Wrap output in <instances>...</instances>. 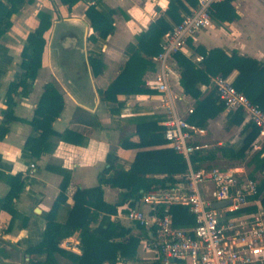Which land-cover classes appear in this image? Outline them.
Returning a JSON list of instances; mask_svg holds the SVG:
<instances>
[{
    "label": "crops",
    "instance_id": "crops-1",
    "mask_svg": "<svg viewBox=\"0 0 264 264\" xmlns=\"http://www.w3.org/2000/svg\"><path fill=\"white\" fill-rule=\"evenodd\" d=\"M95 1L78 0L67 9L59 0H33L12 15V25L0 36L1 122L7 108L9 85L18 81L23 71L21 52L27 35L38 25L39 11L51 14V25L43 35L45 45L41 66L35 77L28 78L24 85H20L11 93L12 113L7 123V133L0 139V201L12 186L21 185L9 207L0 206V264H37L41 257L29 254V250L42 239L46 226L45 214L51 209L60 191L64 175L68 177L66 203L72 205L73 194L77 188L97 185V174L106 166L108 152H114L118 156L117 164L127 169L139 150L169 148L165 143L144 148L121 145L122 142H139V137L135 134L139 117L150 116L160 122L163 116L168 115V107L172 106L176 114L187 119V110L194 106L195 100L182 91L177 65L172 56L168 63V97L149 85L158 71L154 59V68L147 70L143 75L145 86L152 92L118 95L119 103L114 107L118 108L119 112L109 111L108 105L101 100L99 90L107 88L126 62V46L135 43L136 36L151 22L161 15L165 16L168 0H101V7L115 9L114 30L105 40L97 38L93 41L89 39L93 30L85 11ZM184 2L189 11L194 7ZM232 4L237 17L228 21L213 16L206 29L200 30L190 38L183 53L193 55L195 46L201 45L207 49L219 47L227 53L236 50L241 55L264 62V0H233ZM180 12L181 15L186 13L182 9ZM175 24L171 22L172 27ZM98 52L102 54L104 68L101 73L95 74L88 56ZM236 74V71H232L230 76L234 79ZM48 82H52L63 97V109L52 123L56 132L61 133L73 127L90 130L91 125L84 122V119H88L85 118L87 116H96L101 127L93 128L85 143L80 145L54 136L51 138L54 144L51 151L34 155L26 148L25 143L32 134L30 121L43 92V86ZM200 89L204 95L213 88L209 83L201 85ZM183 102L187 105L184 106ZM78 109L81 110L77 111ZM232 112L224 109L207 120L206 127H202L205 133L196 137L207 145L203 150L226 143L237 145L241 142L250 121L245 114L240 120L232 116ZM254 142L257 147L247 151L246 158L259 150L264 140L256 137ZM250 167L252 166L245 164L228 168H234L244 178L248 177L247 168ZM201 190L208 196V184L203 185ZM121 191L118 187L103 186L104 200L115 203ZM135 205L147 209L139 200ZM127 208V203L118 206L117 212L110 218L130 226L134 235H140L138 225L129 223L123 217ZM140 236L142 237L138 253L152 252L154 258L156 251L149 246L154 232L149 231V238ZM79 241L76 232L63 240L60 246L79 253ZM140 257L145 259L144 255ZM57 259L60 264H66L64 258L57 256Z\"/></svg>",
    "mask_w": 264,
    "mask_h": 264
},
{
    "label": "trees",
    "instance_id": "trees-1",
    "mask_svg": "<svg viewBox=\"0 0 264 264\" xmlns=\"http://www.w3.org/2000/svg\"><path fill=\"white\" fill-rule=\"evenodd\" d=\"M32 1L0 0V36L12 25V15L18 12L23 5ZM59 1L67 9H70L78 0ZM184 1L191 6H195L197 2V0H168L165 16L161 15L151 22L145 30L136 36L135 43H129L126 46L125 54L128 57L126 62L107 88L99 90L101 100L108 105L111 113L119 112V109L114 107L119 103L118 95L152 92L145 86L143 75L147 70L154 68V58L160 51L162 37L172 28L171 22L181 21L180 9L183 12L189 11ZM232 1L225 0L219 3L215 16L228 21L235 19L237 14ZM100 2L101 0H96L85 11L93 30L89 39L93 41L97 38L105 40L114 30L115 9L101 7ZM37 16L39 23L27 35L22 48L21 67L23 71L18 81L12 82L8 88L7 108L4 111V119L0 122V139L7 133V123L12 113L11 93L16 91L20 85H24L28 78L35 77L41 66L45 45L43 35L51 25V14L47 11H39ZM194 54L202 56L201 60L194 61L192 58ZM194 54L187 55L183 52L173 54L182 91L195 100L193 111L187 117L189 122L199 127H206L209 118L225 109L214 89L203 95L200 86L209 84L211 78L216 75L226 76L232 71L237 72L233 79L235 88L244 93L251 102L258 104L264 111V62L251 56L241 55L236 50L227 53L219 47L207 49L197 45L194 48ZM88 58L93 72L101 73L104 68L102 54L100 52L90 53ZM62 109V95L52 82L46 83L34 110V116L30 121L32 134L25 143L26 148L34 155L51 151L54 147L51 138L54 136L66 142L80 145L85 143L93 128L101 127L96 116H87L85 118L88 119H84V122L91 125L90 130L73 127L58 133L52 128V123L60 115ZM231 115L241 120L244 113L242 110H236ZM166 118L167 116H163L158 122L157 119L154 120L150 116L139 117L135 129L139 142H122L121 145L144 148L165 143L163 122ZM258 131V128L250 122L239 144L226 143L211 149L195 151L189 156V163L193 169L212 168L217 160L223 158L231 163L244 162L246 166H252L247 176L256 182L257 194L253 198L259 199L264 211V143L259 150L252 152L246 158L247 151L252 148V143L258 136ZM117 161L118 156L114 152H108L106 166L97 174V185L89 188H77L73 194L72 205L66 203L65 190L68 185V177L64 175L60 183V191L51 209L45 214L46 226L42 239L38 245L29 250V254L41 257L37 260V264H60L57 256L64 258L66 264H160L158 253L152 259L138 257L139 243L142 237L140 235L149 238V231L153 232L152 228L147 229L138 225L141 231L140 235H134L130 226L124 225L118 220H112L110 216L117 212L118 206L125 203L128 208L134 207L141 196L149 190L183 181L189 163L183 155L176 153L172 148L139 150L127 169L120 167ZM155 174L163 176L156 177ZM105 185L122 189L115 203H108L104 200L103 186ZM20 186L19 184L17 187H11L9 193L0 201L1 207H9ZM169 211L172 213L175 227L185 228L194 225V217L187 206L172 204L169 206ZM242 211H256V206L245 207ZM76 232L80 238L78 244L80 252L75 253L62 248L61 242Z\"/></svg>",
    "mask_w": 264,
    "mask_h": 264
},
{
    "label": "built area",
    "instance_id": "built-area-1",
    "mask_svg": "<svg viewBox=\"0 0 264 264\" xmlns=\"http://www.w3.org/2000/svg\"><path fill=\"white\" fill-rule=\"evenodd\" d=\"M223 1L197 0L189 12L183 13L181 21L164 34L154 58L158 71L149 82L151 87L169 96V60L174 53L186 50L188 40L211 24L217 5ZM201 58L193 57L194 61ZM210 85L225 109L242 110L258 128L257 137L264 140V111L235 88L230 74L212 77ZM168 108L163 122L165 145L189 163L193 152L207 147L196 139L205 130L176 114L172 106ZM187 111L190 114L193 108ZM256 147L253 142L252 148ZM205 184L210 188L208 196L201 190ZM256 194V182L241 177L234 168L193 169L189 163L183 182L145 192L139 203L147 209L135 205L123 217L131 224L153 229L149 246L159 254L160 264H264V211L259 199L253 198ZM222 200L230 203L216 209L211 207L212 202ZM172 204L187 206L194 225L175 227L169 211ZM251 205L256 206V211H242Z\"/></svg>",
    "mask_w": 264,
    "mask_h": 264
},
{
    "label": "rangeland",
    "instance_id": "rangeland-1",
    "mask_svg": "<svg viewBox=\"0 0 264 264\" xmlns=\"http://www.w3.org/2000/svg\"><path fill=\"white\" fill-rule=\"evenodd\" d=\"M183 105L184 106H186L187 104H186V102H183ZM248 154H250V153H248ZM240 166V165H245V163L244 162H242V163H239V162H234V163H231L230 161H228V160H226V159H223V158H220L219 160H217L215 163H214V165H213V167H229V166ZM251 168V167H250ZM250 168H247V170L248 171H250L251 169ZM257 174V173H256ZM257 176H258V174H257ZM142 252V251H141ZM140 252V254L138 253V257L140 258V259H142L141 257H140V255L142 256V255H144L145 256V259H152L153 258V256H154V254L152 253V252H150V253H141Z\"/></svg>",
    "mask_w": 264,
    "mask_h": 264
},
{
    "label": "water",
    "instance_id": "water-1",
    "mask_svg": "<svg viewBox=\"0 0 264 264\" xmlns=\"http://www.w3.org/2000/svg\"><path fill=\"white\" fill-rule=\"evenodd\" d=\"M229 203H230V200L214 201L211 203V207L216 209V208L223 207Z\"/></svg>",
    "mask_w": 264,
    "mask_h": 264
}]
</instances>
